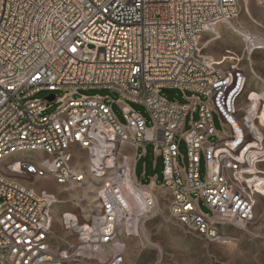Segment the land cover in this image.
Masks as SVG:
<instances>
[{"label":"built area","instance_id":"obj_1","mask_svg":"<svg viewBox=\"0 0 264 264\" xmlns=\"http://www.w3.org/2000/svg\"><path fill=\"white\" fill-rule=\"evenodd\" d=\"M253 4L264 13V0H0V264H124L159 197L213 243L231 239L226 225L252 223L264 197V84L248 89L245 32L244 51L220 60L201 40L243 11L254 22ZM148 144L161 184L144 183L146 163L137 173ZM41 181L95 188L89 217L62 214L65 247L53 238L57 195Z\"/></svg>","mask_w":264,"mask_h":264},{"label":"rangeland","instance_id":"obj_2","mask_svg":"<svg viewBox=\"0 0 264 264\" xmlns=\"http://www.w3.org/2000/svg\"><path fill=\"white\" fill-rule=\"evenodd\" d=\"M251 13L254 22L243 11L240 18L230 24L233 25V29L228 25L222 26L218 34L207 33L201 40V44L205 46V53L216 58L218 54H225L227 47L235 51L243 49L245 43H242L239 34L246 33V45L250 55L245 58L243 65L248 75L249 90L260 89L264 84V13L256 4L251 6ZM237 29L240 32H236ZM218 36H220L219 39ZM247 37L255 40L248 42ZM216 38L218 40H215ZM258 39L263 44L257 42ZM50 94V92H42L37 97L45 98ZM82 94L88 97L100 95L113 100L118 99V95L109 90H87L82 91ZM191 94L187 92L188 96ZM163 96L173 102L186 101L184 94L177 89H165ZM76 97L78 98L79 95ZM131 106L149 119L144 106L135 103H131ZM54 110L55 107L51 108L49 113ZM114 110L119 121L124 123L120 108L115 105ZM214 121L216 128L222 130L216 116ZM261 125L264 127V111L261 115ZM254 126L257 127L256 124ZM212 141H215V138ZM146 147L148 155L138 163L137 173L141 176L143 165L146 163L148 176L143 178L144 183L150 182L151 178L157 175L158 184H161L163 159L156 157L152 144ZM180 150L186 155L187 150L184 144L181 145ZM33 156L41 155L35 153ZM155 161L156 168L153 167ZM261 168L264 169V164ZM204 171V162H202V177ZM36 185L38 188L47 187L57 195L58 202L54 206L53 238L56 246L65 247V242L71 239H66L68 234L62 226V214L66 212L83 214L84 207L92 213L95 196L93 198L94 194L85 196L83 192L88 187L86 185L82 188L77 187L79 194L77 196L73 195L74 192L71 189L66 191V188L54 182L41 181ZM225 229L229 232L231 239L221 243L210 242L175 219L169 211L165 198L159 197L153 212L140 224L138 236L126 240L124 264H264V197L258 199L252 223L246 226L229 224L225 226Z\"/></svg>","mask_w":264,"mask_h":264},{"label":"bare ground","instance_id":"obj_3","mask_svg":"<svg viewBox=\"0 0 264 264\" xmlns=\"http://www.w3.org/2000/svg\"><path fill=\"white\" fill-rule=\"evenodd\" d=\"M230 24H233V23H230ZM228 25V27H230V28H234L233 27V25ZM222 26H225V25H219L215 30H214V32H212V33H215V34H218V32H219V30H221V28H222ZM235 31H237V32H240L238 29L237 30H235ZM244 35L246 34V33H243ZM247 39H248V42H251L252 40L254 41L255 39H253V38H248L247 37ZM245 41H246V38H245ZM257 42H260V43H262L263 44V42L261 41V40H257ZM250 55V54H249ZM86 186H88L85 190H84V194H85V196H87V195H89V194H94V192H95V188L93 187V185L92 184H90V183H87L86 184ZM85 186V187H86ZM84 187V188H85ZM80 188H82V187H80ZM83 188V189H84ZM94 188V189H93ZM72 190L73 192H74V194L73 195H75V196H77V195H79L78 194V191H77V187H70V188H66V191L68 190ZM89 191V192H88ZM95 196V194L92 196V198ZM93 201V200H92ZM94 201H95V198H94ZM83 214L86 216V217H89V215H90V212H89V210H88V208H86V207H84L83 208Z\"/></svg>","mask_w":264,"mask_h":264},{"label":"crops","instance_id":"obj_4","mask_svg":"<svg viewBox=\"0 0 264 264\" xmlns=\"http://www.w3.org/2000/svg\"><path fill=\"white\" fill-rule=\"evenodd\" d=\"M239 35H240V38H241L242 43H244V42H243V37H242V35H241V34H239ZM219 38H220V36H218V39H219ZM218 39L216 38L215 40H218ZM245 42H246V41H245ZM242 43H241V44H242ZM242 48H243V49H240V50L237 49V50L235 51V50L231 49L230 47H227V49L225 50L224 53H226V51H228V50L234 51V52H236V53H239V52L242 53V52L244 51V46H243ZM222 55L224 56L225 54L221 53V54L216 55V56H217L216 58H214V57H213V58L216 59V60H219L220 57H221ZM223 56H222V57H223ZM211 57H212V56H211ZM153 167H154V164H153Z\"/></svg>","mask_w":264,"mask_h":264},{"label":"water","instance_id":"obj_5","mask_svg":"<svg viewBox=\"0 0 264 264\" xmlns=\"http://www.w3.org/2000/svg\"><path fill=\"white\" fill-rule=\"evenodd\" d=\"M48 99H49L50 101H53V100H54V96L52 95V96H50Z\"/></svg>","mask_w":264,"mask_h":264}]
</instances>
